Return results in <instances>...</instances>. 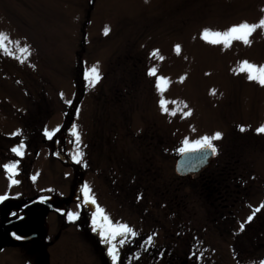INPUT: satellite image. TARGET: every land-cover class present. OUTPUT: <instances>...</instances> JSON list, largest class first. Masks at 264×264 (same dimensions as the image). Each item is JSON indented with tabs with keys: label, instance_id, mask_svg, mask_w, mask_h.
I'll use <instances>...</instances> for the list:
<instances>
[{
	"label": "rangeland",
	"instance_id": "rangeland-1",
	"mask_svg": "<svg viewBox=\"0 0 264 264\" xmlns=\"http://www.w3.org/2000/svg\"><path fill=\"white\" fill-rule=\"evenodd\" d=\"M262 18L264 0H0V195L66 211L0 264H112L109 246L117 264L264 262V85L241 70L264 65V27L202 38ZM217 132L207 169L179 178L185 141Z\"/></svg>",
	"mask_w": 264,
	"mask_h": 264
},
{
	"label": "snow or ice",
	"instance_id": "snow-or-ice-1",
	"mask_svg": "<svg viewBox=\"0 0 264 264\" xmlns=\"http://www.w3.org/2000/svg\"><path fill=\"white\" fill-rule=\"evenodd\" d=\"M258 26L264 27V18H262L260 20L259 25L248 24L247 22H242L240 24L232 25L231 27H229L227 30H225L223 32H221V31L212 32L209 29H204L202 32V38H204L205 40H208V42L213 43V44L223 42L226 46L228 44H230V42L234 39L240 40V41L244 42L245 44H247L250 42L248 40V36ZM107 31H108V29L105 28V33H107ZM0 35H2V34H0ZM210 37H212V38L210 39ZM0 46H2V45H0ZM176 48L178 51L179 46L177 45ZM23 50L24 49H21V51H23ZM241 63L243 66L241 68V70L243 71L246 69L248 71V73H249L248 79L249 80L256 79V80H258L259 83L264 85V65H260V66L253 65V64H250L248 61H243ZM90 72L95 73V77L92 80V83L94 84L95 81L99 79L98 70L95 68H92L90 70ZM253 72H255L257 74L253 75ZM153 73H154V69H149V74L152 75ZM88 75H89V73L86 72L85 73L86 79L88 78ZM164 79H165L164 77L158 78V81H157V88L158 89L160 88L159 81L164 80ZM68 103H71V101H68ZM161 107H162V110L167 111V109L164 108V102L163 101L161 102ZM172 114L175 115L176 113L173 112ZM184 114L187 115L188 113H184ZM241 130H243V129H241ZM56 131H58V129L53 130L52 132H49L47 129H45V135L48 138H52ZM72 131H73V135L76 137V139L79 140V134L75 131V125L72 126ZM256 131L258 133H264V125H261L259 128L256 129ZM220 136H221V133L217 132L214 134L213 137H208V136L201 137L200 140L194 141L193 144L197 148H201V147L207 148L208 150H210L211 154H215L216 149H215V146L211 143V140L218 139ZM185 150H187V141H185V148L181 149V151H185ZM12 151L15 152L17 155H21V153L18 150V147H14L12 149ZM78 155H82V154L78 153ZM73 159H75V156L73 157ZM3 167L6 171L12 172L15 169V164L14 163L11 165L5 164ZM12 183L13 184L18 183V181L12 180ZM6 198H7L6 195H0V201L4 200ZM84 198H85L86 203L90 201L91 203L95 204V200L89 196L88 188L86 185L84 186ZM101 212H102V209L97 207L96 211L92 215L93 224L96 223L97 213H101ZM67 216H68L69 220H74V219H76L77 214L72 213V212H68ZM104 219L107 220V217H104ZM248 219L251 220L252 217L249 216ZM241 227H243V225H241ZM93 230L95 231L96 229L94 228ZM121 233L135 235L134 230L132 228L128 227L127 225H118L117 229L111 231L110 235L112 236L113 239H115L116 236L118 234H121ZM100 235L102 237H104V232L101 231ZM16 238L20 239L21 237L16 236ZM151 239H152L151 237L148 238L149 242H151ZM121 243H123V241H121ZM107 252H108V255L111 257L112 264H117L118 252H117L116 248L114 246H109L107 248ZM261 264H264V262H261Z\"/></svg>",
	"mask_w": 264,
	"mask_h": 264
},
{
	"label": "water",
	"instance_id": "water-1",
	"mask_svg": "<svg viewBox=\"0 0 264 264\" xmlns=\"http://www.w3.org/2000/svg\"><path fill=\"white\" fill-rule=\"evenodd\" d=\"M213 157V154L210 153V150L207 148H193L187 149L185 152L181 153L179 158L175 162V172L177 173L178 177L185 178L190 173H197L202 168L206 167L207 162L210 158ZM41 202V206L45 209V214L50 211H55L59 215L64 214V207L61 204H57L55 199L52 196L49 197H38V199L28 201V208L33 209V212L28 216L29 218H33L35 221L34 229H40L36 233H32L34 231L33 228H29L28 230H21L15 231L13 228H10L6 231V234L0 237V251L2 248H9V247H19L20 245L30 244V242L40 240V237L46 233L44 227L40 228L42 224V216L39 214V203ZM14 203L11 206L13 209L17 204L13 200H9L6 202ZM90 211L95 210V206L92 203H88ZM15 234V235H14ZM16 236L21 237L17 239Z\"/></svg>",
	"mask_w": 264,
	"mask_h": 264
},
{
	"label": "flooded vegetation",
	"instance_id": "flooded-vegetation-1",
	"mask_svg": "<svg viewBox=\"0 0 264 264\" xmlns=\"http://www.w3.org/2000/svg\"><path fill=\"white\" fill-rule=\"evenodd\" d=\"M30 199L31 198H29L28 200ZM28 200L19 201L17 199L16 200L17 204L15 205L14 209L11 207L14 205V203H8L7 205L0 204V237L5 235L6 231L10 228H13L17 232L21 230L22 231L28 230L29 228L34 229L35 221L32 217L31 218L28 217L33 212V209L28 208L29 206H27ZM37 210H39V214L42 216V219H43V222L40 225V228L42 226V227H45V229L47 230V227H46L47 219L50 214H55V213L50 212V213L45 214V209L43 208V206H40V205H39V208H37ZM256 210H259V209H256ZM39 230L34 229L32 233H36ZM46 234H47V231H46Z\"/></svg>",
	"mask_w": 264,
	"mask_h": 264
},
{
	"label": "trees",
	"instance_id": "trees-1",
	"mask_svg": "<svg viewBox=\"0 0 264 264\" xmlns=\"http://www.w3.org/2000/svg\"><path fill=\"white\" fill-rule=\"evenodd\" d=\"M96 223H97V221H96ZM97 224L100 225V224H99V221H98ZM177 255H178V254H177ZM177 255H176V263H177V264H199L198 262H195L194 259H191V260L188 261L187 259H189V257L180 259V257L178 258ZM182 257H183V256H182Z\"/></svg>",
	"mask_w": 264,
	"mask_h": 264
}]
</instances>
